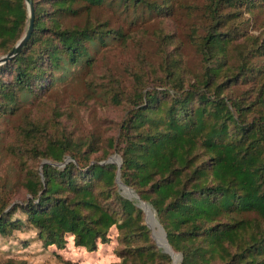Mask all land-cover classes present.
Here are the masks:
<instances>
[{
    "label": "trees",
    "instance_id": "trees-1",
    "mask_svg": "<svg viewBox=\"0 0 264 264\" xmlns=\"http://www.w3.org/2000/svg\"><path fill=\"white\" fill-rule=\"evenodd\" d=\"M33 6L29 40L0 65V237L34 229L45 247L73 236L93 251L116 230L119 261L110 264H171L119 174L152 206L182 255L177 264H264V0ZM28 21L25 0H0V55ZM150 29L152 58L139 39ZM130 43L137 51L128 77L109 68L95 81L107 54ZM75 81L118 107L113 134L78 136L62 115L73 109L50 103L52 91Z\"/></svg>",
    "mask_w": 264,
    "mask_h": 264
},
{
    "label": "rangeland",
    "instance_id": "rangeland-1",
    "mask_svg": "<svg viewBox=\"0 0 264 264\" xmlns=\"http://www.w3.org/2000/svg\"><path fill=\"white\" fill-rule=\"evenodd\" d=\"M183 22L186 23L187 21L183 19ZM175 23L177 25L179 24L178 22ZM180 32V35H182L181 28ZM185 35L186 32H183L182 37ZM139 39L142 40L144 50L148 56L152 58L156 53V38L152 29L149 32L140 31ZM185 50L193 66H197L198 57L195 54L194 48L188 44L185 45ZM136 51L137 46L134 43H130L126 50L124 47L119 46L110 51L106 59L100 62L97 75L94 77L95 81H100L105 78L108 74L105 71L109 68L115 69L128 77V72H125V68L135 63ZM91 92L93 94L88 93L87 85L83 81L80 83H76L75 81L67 88L58 86L52 91L49 94V97L52 99L50 103H59L63 105V108L73 109L72 116L70 115V111H65L62 115H64L68 125L73 124L75 134L78 136L86 135L89 130L94 128H97L105 137L109 136L115 132V124L120 119V110L116 106L107 105L104 98L100 97V89H95ZM71 95L76 97L74 103L70 100ZM91 98L101 99L96 101L90 100ZM44 114H49L50 116L52 111L44 112ZM19 120L20 117L18 116L12 120V123H17ZM114 155L115 158L113 161L121 162L120 157L117 154ZM160 229L158 224L154 230L164 237V233ZM116 235V230H112L111 241L107 244L99 243L97 249L91 251L75 245L73 236H68L67 242L61 248L57 246L45 247L42 241L37 239V234L34 229H18L14 231V235L9 239L0 237V264L9 256L22 260L25 264H110L119 261L115 253V247L117 245ZM176 254L177 264L182 259V255L178 252Z\"/></svg>",
    "mask_w": 264,
    "mask_h": 264
},
{
    "label": "water",
    "instance_id": "water-1",
    "mask_svg": "<svg viewBox=\"0 0 264 264\" xmlns=\"http://www.w3.org/2000/svg\"><path fill=\"white\" fill-rule=\"evenodd\" d=\"M27 7H28V13H29V21H28V28L25 32V34L18 40V42L15 44V46L13 47V49L8 52L7 54H3L0 56V65L3 64L4 62H6L7 60L13 58L15 55H17L19 53V51L25 46V44L27 43V41L29 40L31 33L33 31L34 28V6H33V0H25ZM115 158V155L110 157V161H113ZM119 166L121 165V162H118ZM119 184L121 185V187L123 188V190L125 191V193H127L131 198H135L136 200L139 201V203L141 204V206L144 208L145 212H146V221L148 223V225L154 230L156 225L159 224L158 219L156 217V213L154 212L152 206L143 201L140 196L138 194H136L134 192V190H132L130 187L124 185L119 178V174H118V178H117ZM161 232L164 233V237L157 233L156 230L153 231V236L156 239L158 245L160 247H162L164 249V251H166L167 253H169L172 258H173V262L172 264H176V252L174 251V249L172 248V246L170 245L166 234L163 230L162 227H160ZM164 238L163 241L160 240V238ZM182 257V256H181Z\"/></svg>",
    "mask_w": 264,
    "mask_h": 264
},
{
    "label": "bare ground",
    "instance_id": "bare-ground-1",
    "mask_svg": "<svg viewBox=\"0 0 264 264\" xmlns=\"http://www.w3.org/2000/svg\"><path fill=\"white\" fill-rule=\"evenodd\" d=\"M158 235H159V234H158ZM163 239H164L163 237H162V238H160V240H161V241H163Z\"/></svg>",
    "mask_w": 264,
    "mask_h": 264
}]
</instances>
